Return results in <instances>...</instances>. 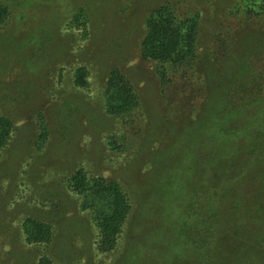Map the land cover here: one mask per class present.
<instances>
[{"label":"rangeland","instance_id":"1","mask_svg":"<svg viewBox=\"0 0 264 264\" xmlns=\"http://www.w3.org/2000/svg\"><path fill=\"white\" fill-rule=\"evenodd\" d=\"M163 8L193 49L145 58ZM0 141V264H264V0H0Z\"/></svg>","mask_w":264,"mask_h":264},{"label":"trees","instance_id":"2","mask_svg":"<svg viewBox=\"0 0 264 264\" xmlns=\"http://www.w3.org/2000/svg\"><path fill=\"white\" fill-rule=\"evenodd\" d=\"M193 23L183 33L170 10L166 8L159 10L148 23L149 31L144 41V57L169 59L180 49L184 40L187 41L188 48L192 50L196 38V28ZM78 82L82 85L85 83L83 77L78 79ZM108 89L112 94L110 109L113 113H126L138 105V98L133 88L119 73H112L108 81ZM73 183L76 189L83 188L85 183L80 173L73 177ZM100 186L101 189L111 192L114 204L113 212L104 217L100 223V246L104 250H109L114 245L120 227L128 214L129 203L119 184L111 182ZM37 229L42 238H49L50 227L47 224L38 223Z\"/></svg>","mask_w":264,"mask_h":264}]
</instances>
